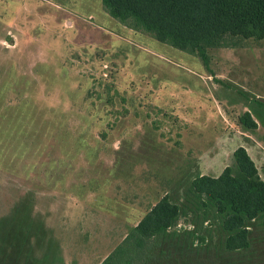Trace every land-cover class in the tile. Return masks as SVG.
Here are the masks:
<instances>
[{
	"label": "rangeland",
	"instance_id": "1",
	"mask_svg": "<svg viewBox=\"0 0 264 264\" xmlns=\"http://www.w3.org/2000/svg\"><path fill=\"white\" fill-rule=\"evenodd\" d=\"M238 146L264 179V38L205 63L101 0H0V264H99L164 195L181 212L144 264H264L263 217L228 250L192 190Z\"/></svg>",
	"mask_w": 264,
	"mask_h": 264
},
{
	"label": "trees",
	"instance_id": "2",
	"mask_svg": "<svg viewBox=\"0 0 264 264\" xmlns=\"http://www.w3.org/2000/svg\"><path fill=\"white\" fill-rule=\"evenodd\" d=\"M104 9L130 27L150 33L157 40L208 62V48L227 35L264 38V0H101ZM240 122L258 127L250 111ZM233 156L236 168L226 166L219 175L200 174L192 180L193 192L204 205L211 203L223 216L228 232V250L250 244L248 221L263 217L264 179L255 160L244 146ZM179 204L168 195L152 204L134 228L99 264H144L151 241L176 224Z\"/></svg>",
	"mask_w": 264,
	"mask_h": 264
}]
</instances>
